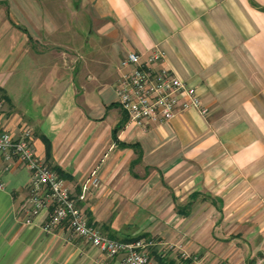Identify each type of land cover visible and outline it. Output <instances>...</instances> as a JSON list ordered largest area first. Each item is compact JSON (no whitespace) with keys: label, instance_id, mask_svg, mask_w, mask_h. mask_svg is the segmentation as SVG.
I'll list each match as a JSON object with an SVG mask.
<instances>
[{"label":"crops","instance_id":"obj_1","mask_svg":"<svg viewBox=\"0 0 264 264\" xmlns=\"http://www.w3.org/2000/svg\"><path fill=\"white\" fill-rule=\"evenodd\" d=\"M154 48L206 117L187 110L146 131L127 121L119 63ZM0 127L28 130L74 197L96 171L100 186L77 204L109 238L163 226L201 264H264V0H0ZM0 178V264H119L27 216L15 158H0Z\"/></svg>","mask_w":264,"mask_h":264},{"label":"built area","instance_id":"obj_2","mask_svg":"<svg viewBox=\"0 0 264 264\" xmlns=\"http://www.w3.org/2000/svg\"><path fill=\"white\" fill-rule=\"evenodd\" d=\"M163 60V52L154 48L144 59L131 52L119 63V77L114 87L117 103L127 121L142 131L168 123L187 110L207 116L196 89L165 67ZM0 158L3 161L15 158L28 170L25 210L28 217L45 214L43 231L66 226L72 235L81 238L106 258H118L119 264H157L141 241L109 238L88 224L82 215L77 202L83 200L89 188L100 186L96 171L84 181L81 195L72 196L63 179L35 156L28 130L23 131L19 138H13L0 127ZM2 187L0 178V189ZM190 264L201 263L191 258Z\"/></svg>","mask_w":264,"mask_h":264},{"label":"rangeland","instance_id":"obj_3","mask_svg":"<svg viewBox=\"0 0 264 264\" xmlns=\"http://www.w3.org/2000/svg\"><path fill=\"white\" fill-rule=\"evenodd\" d=\"M166 228L163 226H157L155 227L154 231H152V233H130L128 234L126 237L128 239H133L136 238L137 236H143L140 240L145 248V250L147 251L148 254H150L149 256L151 258H153L152 253H156V255H161L163 260H167V259H176L177 262H180L186 258H196L199 260V257L197 255H189V257L184 255V251H183V246L188 245L187 243L185 244L183 241V235L182 238L180 239V242H171L168 240V238H163L162 232L165 230ZM177 230V228H175ZM116 239H121L122 238H116ZM186 257V258H184ZM154 260V258H153ZM239 264H252L253 260L249 259V258H245V259H241L238 260ZM238 262H235L236 264ZM255 262V261H254ZM186 262H184L183 264H185ZM220 262H218L219 264Z\"/></svg>","mask_w":264,"mask_h":264},{"label":"trees","instance_id":"obj_4","mask_svg":"<svg viewBox=\"0 0 264 264\" xmlns=\"http://www.w3.org/2000/svg\"><path fill=\"white\" fill-rule=\"evenodd\" d=\"M117 129H119V126L117 127ZM113 239V238H112ZM136 240H139V238H137V239H134V240H122V241H125V242H135ZM157 262H158V264H166L165 262H164V260H163V258H162V256L161 255H158L157 257ZM186 264H190V259L189 258H186Z\"/></svg>","mask_w":264,"mask_h":264}]
</instances>
